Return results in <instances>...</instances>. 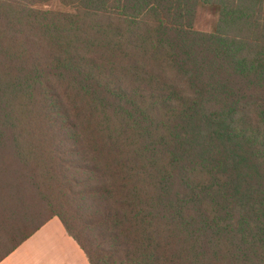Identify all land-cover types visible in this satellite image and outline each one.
<instances>
[{
	"label": "trees",
	"instance_id": "1",
	"mask_svg": "<svg viewBox=\"0 0 264 264\" xmlns=\"http://www.w3.org/2000/svg\"><path fill=\"white\" fill-rule=\"evenodd\" d=\"M0 174V261L264 264V0H0Z\"/></svg>",
	"mask_w": 264,
	"mask_h": 264
},
{
	"label": "crops",
	"instance_id": "2",
	"mask_svg": "<svg viewBox=\"0 0 264 264\" xmlns=\"http://www.w3.org/2000/svg\"><path fill=\"white\" fill-rule=\"evenodd\" d=\"M0 264H90L84 250L57 217L0 261Z\"/></svg>",
	"mask_w": 264,
	"mask_h": 264
},
{
	"label": "rangeland",
	"instance_id": "3",
	"mask_svg": "<svg viewBox=\"0 0 264 264\" xmlns=\"http://www.w3.org/2000/svg\"><path fill=\"white\" fill-rule=\"evenodd\" d=\"M215 14L214 11L210 8L204 7L200 8L198 17H197V27L204 30H209L212 28L215 22ZM0 197L12 196L10 193L9 187V177L5 175V179H3V175L0 174ZM3 195V196H2ZM13 197V196H12ZM11 197V198H12ZM23 204H17L15 202L9 203L6 207V214L2 213L0 215V224L7 226V225H14L17 223H21L22 216L25 212V206H21Z\"/></svg>",
	"mask_w": 264,
	"mask_h": 264
}]
</instances>
